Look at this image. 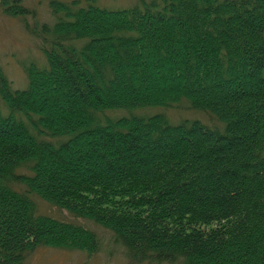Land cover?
I'll return each instance as SVG.
<instances>
[{
	"label": "trees",
	"instance_id": "1",
	"mask_svg": "<svg viewBox=\"0 0 264 264\" xmlns=\"http://www.w3.org/2000/svg\"><path fill=\"white\" fill-rule=\"evenodd\" d=\"M26 1L0 0L45 59L0 64V264L94 254L88 224L137 262L264 264V0Z\"/></svg>",
	"mask_w": 264,
	"mask_h": 264
},
{
	"label": "rangeland",
	"instance_id": "2",
	"mask_svg": "<svg viewBox=\"0 0 264 264\" xmlns=\"http://www.w3.org/2000/svg\"><path fill=\"white\" fill-rule=\"evenodd\" d=\"M136 1L95 0V3L101 7L115 9L127 7ZM26 2L28 6H35L38 14L35 17L37 20L39 18L42 20L50 18L44 3L32 2L31 0ZM27 18L31 20V16L28 15ZM30 60L35 61L39 65L45 63L44 56L37 48L35 39L26 32L19 19L0 14V64L14 88L25 86L26 77L22 62ZM165 112L172 122H177L182 117H200L206 121L209 119L207 115L201 112L184 107L166 109ZM39 199L37 198V201L40 204L41 211L49 212L51 216L70 218V215L64 209H58ZM78 221L82 222L81 219H78ZM88 226L94 228L101 239V247L96 253L87 254L77 249L40 245L28 254V264H168L134 261L126 256L124 248L114 241L112 233L108 229L91 224H88Z\"/></svg>",
	"mask_w": 264,
	"mask_h": 264
}]
</instances>
